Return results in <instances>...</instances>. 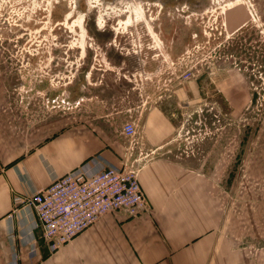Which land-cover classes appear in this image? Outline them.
I'll list each match as a JSON object with an SVG mask.
<instances>
[{
	"label": "rangeland",
	"instance_id": "obj_1",
	"mask_svg": "<svg viewBox=\"0 0 264 264\" xmlns=\"http://www.w3.org/2000/svg\"><path fill=\"white\" fill-rule=\"evenodd\" d=\"M234 1L0 0L7 25L28 27L43 16L19 33H28L27 50L37 54L26 68L1 57L13 54L2 46L13 30L0 33L10 87L5 107L17 123L20 105L32 102L38 121H57L60 130L106 111L112 124L126 120L137 103L172 108L177 89H202L197 111L174 110L180 125L172 149L215 170L220 212L234 218L236 250L247 264H264V0H247L254 17L229 34L223 12ZM228 83L234 87L222 95ZM128 121L141 130L140 112Z\"/></svg>",
	"mask_w": 264,
	"mask_h": 264
},
{
	"label": "crops",
	"instance_id": "obj_2",
	"mask_svg": "<svg viewBox=\"0 0 264 264\" xmlns=\"http://www.w3.org/2000/svg\"><path fill=\"white\" fill-rule=\"evenodd\" d=\"M4 63L0 60V264H247L244 252L236 250L234 218L220 212L215 170L204 167L194 153L184 157L172 149L180 125L174 110L197 111L202 89H177L172 108L137 103L127 110L126 120L120 117L112 124L106 111L93 123L67 122L58 130L57 121H38L39 109L32 102L20 105L14 121L5 107L10 87ZM233 87L228 83L222 95ZM218 109L211 104L215 119ZM135 110L143 117L141 130L134 142L127 138L129 145H123L114 138H126L123 126ZM98 154L114 163L138 161L148 212L106 214L51 253L34 228L33 207L14 198L47 188Z\"/></svg>",
	"mask_w": 264,
	"mask_h": 264
},
{
	"label": "built area",
	"instance_id": "obj_3",
	"mask_svg": "<svg viewBox=\"0 0 264 264\" xmlns=\"http://www.w3.org/2000/svg\"><path fill=\"white\" fill-rule=\"evenodd\" d=\"M137 133L134 121L124 124L123 134L130 143ZM139 172L136 159L114 163L98 154L55 178L47 188L29 197L17 196L14 201L33 207L37 215L34 228L42 232L49 251L54 253L106 214L123 211L135 217L148 212ZM17 259L14 255L13 262Z\"/></svg>",
	"mask_w": 264,
	"mask_h": 264
},
{
	"label": "flooded vegetation",
	"instance_id": "obj_4",
	"mask_svg": "<svg viewBox=\"0 0 264 264\" xmlns=\"http://www.w3.org/2000/svg\"><path fill=\"white\" fill-rule=\"evenodd\" d=\"M6 14H9L8 12L0 13V33L2 32L6 34V31L13 30V35L11 33L7 34V37H3L2 40V46L5 50H7L10 54V56H1L2 58H5L7 61H16L18 64V68L21 69L26 68L27 61L31 60V58H36L37 54H32L29 50H27V44L30 40H28L27 36L28 33L24 32L23 34H19L21 30H26L27 28H34L38 27L42 23V18L41 16L40 20L37 21L36 19L34 20V23H30V25L27 27L24 23L18 24H6V21L9 23L8 18L6 17ZM10 17V16H9ZM21 18H19L17 21H19ZM13 25L14 27L12 29H9V27ZM42 28V27H41ZM11 34V35H10ZM12 36V37H11ZM37 40H35L33 43H31L29 46L36 45L37 46ZM41 43V42H40ZM35 52L36 49H34ZM24 52L30 53L29 55L24 54ZM31 56V57H30Z\"/></svg>",
	"mask_w": 264,
	"mask_h": 264
},
{
	"label": "water",
	"instance_id": "obj_5",
	"mask_svg": "<svg viewBox=\"0 0 264 264\" xmlns=\"http://www.w3.org/2000/svg\"><path fill=\"white\" fill-rule=\"evenodd\" d=\"M252 18L249 9L243 4H237L228 8L223 15L225 29L229 34H233L241 29Z\"/></svg>",
	"mask_w": 264,
	"mask_h": 264
},
{
	"label": "bare ground",
	"instance_id": "obj_6",
	"mask_svg": "<svg viewBox=\"0 0 264 264\" xmlns=\"http://www.w3.org/2000/svg\"><path fill=\"white\" fill-rule=\"evenodd\" d=\"M241 3H244V4L248 7L249 11L251 12L252 16L254 17L255 13H254V11L251 9V6H250V4L248 3L247 0H235L234 2H230L229 6H228L227 8H224V12H225L228 8H231V7H233V6L237 5V4H241ZM224 12H223V14H224ZM223 22H224V20H223Z\"/></svg>",
	"mask_w": 264,
	"mask_h": 264
}]
</instances>
